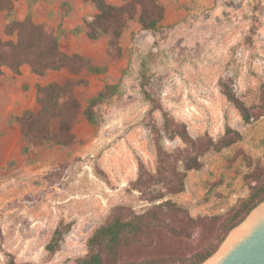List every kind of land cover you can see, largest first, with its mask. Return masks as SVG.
Here are the masks:
<instances>
[{
	"label": "rangeland",
	"instance_id": "rangeland-1",
	"mask_svg": "<svg viewBox=\"0 0 264 264\" xmlns=\"http://www.w3.org/2000/svg\"><path fill=\"white\" fill-rule=\"evenodd\" d=\"M11 15H0V36L9 21L32 15L36 23L60 36L68 54L89 57L107 72L73 75L50 71L40 78L0 76V264L12 256L17 264H75L88 254V240L119 206L144 213L155 204L143 200L132 183L139 160L156 172L157 154L149 124H163L161 112L149 114L141 90L140 70L148 63V90L164 109L184 122L193 137L224 135L227 125L243 140L222 152H210L203 167L188 173L186 191L168 195L193 218L227 214L249 189L245 176L264 166V117L245 123L223 94L225 82L249 107L258 106L264 87V0H160L166 18L158 32L130 22L122 39L123 56H107V38L90 40L84 18L96 8L85 0H68L73 10L64 16L63 0H12ZM122 5V0H107ZM63 27V31L60 30ZM80 28L79 34L75 29ZM84 80L75 95L87 107L108 84L121 92L97 108L98 125L83 114L75 126L77 143L70 147L28 144L13 108L38 111V86ZM15 105V106H14ZM57 123L54 124V128ZM183 146L166 141L169 151ZM72 223L61 250L47 251L56 228ZM201 230L192 242L199 246Z\"/></svg>",
	"mask_w": 264,
	"mask_h": 264
},
{
	"label": "trees",
	"instance_id": "trees-1",
	"mask_svg": "<svg viewBox=\"0 0 264 264\" xmlns=\"http://www.w3.org/2000/svg\"><path fill=\"white\" fill-rule=\"evenodd\" d=\"M85 1L96 8L95 14L84 18L86 35L94 41L106 37V53L113 60L123 56L122 39L130 22L138 20L143 30L158 32L166 18V8L160 0H122V5L107 0ZM61 9L67 16L73 7L68 0H63ZM4 11L8 15L13 13L12 0H0V14ZM60 30L63 31L62 26ZM80 31L77 28L74 33L77 35ZM6 33L16 38L4 40L0 36V76L5 68L19 75L24 65L31 66L32 72L40 77L50 71L62 70L76 76L85 71L94 75L107 72L106 66L96 65L89 57L64 52L60 36L36 23L31 14L23 21H9ZM140 80L143 97L150 103L149 114L154 116L161 112L163 124H149L157 154L156 172L150 171L140 159L138 177L132 188L141 194L143 200L158 204L144 213H137L131 207H116L89 238L87 256L75 264H202L216 253L229 233L264 202V166L260 165L245 176L248 196L223 216L193 218L177 203L165 201L168 195L186 191L188 173L200 170L202 159L208 153L222 152L236 145L243 140V135L227 125L224 135L218 139L209 135L193 137L188 126L170 115L148 90L151 82L148 63H142ZM87 83L69 79L64 83L38 86L40 110L37 113L28 110L18 117L24 140L28 144L70 147L77 143L74 130L81 114L89 123L98 125L97 108L121 92V83L106 85L83 110L75 89ZM221 87L245 123L264 117V87L261 103L255 107L246 105L225 82ZM176 140L183 146L169 151L166 141ZM72 227V223L58 225L47 245L50 254L55 255L61 250L65 235ZM197 229L201 230L199 246L192 242ZM7 264L17 263L11 256Z\"/></svg>",
	"mask_w": 264,
	"mask_h": 264
},
{
	"label": "water",
	"instance_id": "water-1",
	"mask_svg": "<svg viewBox=\"0 0 264 264\" xmlns=\"http://www.w3.org/2000/svg\"><path fill=\"white\" fill-rule=\"evenodd\" d=\"M202 264H264V202L235 227Z\"/></svg>",
	"mask_w": 264,
	"mask_h": 264
},
{
	"label": "crops",
	"instance_id": "crops-1",
	"mask_svg": "<svg viewBox=\"0 0 264 264\" xmlns=\"http://www.w3.org/2000/svg\"><path fill=\"white\" fill-rule=\"evenodd\" d=\"M3 14H8L6 11L2 12L0 15H3ZM62 30H63V27H62ZM8 68H5V72ZM4 72V74H5ZM3 74V75H4ZM2 75V76H3ZM14 77H17L18 80L20 81H23L25 80V82L29 79H34L35 77L36 78H40V76H37L36 74H34L32 72V68L31 66L29 65H24L21 69V73L18 75V74H15L11 69H10V79H13ZM35 80V79H34ZM15 106V105H14ZM14 110L15 114H17L18 117L22 116L24 113H22L20 111V109H17L16 107L12 109V111ZM40 110V108L38 109V111ZM27 111V110H26ZM31 111V110H30ZM38 111H36L35 113H37ZM34 112V111H33ZM20 131H21V126H20Z\"/></svg>",
	"mask_w": 264,
	"mask_h": 264
}]
</instances>
